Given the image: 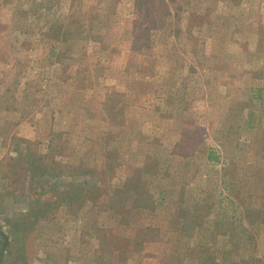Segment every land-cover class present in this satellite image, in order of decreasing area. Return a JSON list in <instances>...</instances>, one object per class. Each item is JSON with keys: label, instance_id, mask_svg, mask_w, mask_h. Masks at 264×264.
<instances>
[{"label": "rangeland", "instance_id": "374dc122", "mask_svg": "<svg viewBox=\"0 0 264 264\" xmlns=\"http://www.w3.org/2000/svg\"><path fill=\"white\" fill-rule=\"evenodd\" d=\"M0 264H264V0H0Z\"/></svg>", "mask_w": 264, "mask_h": 264}]
</instances>
